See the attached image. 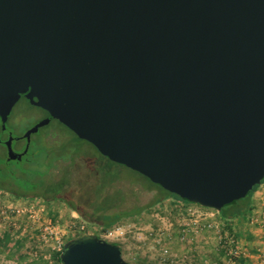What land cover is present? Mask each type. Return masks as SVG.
Wrapping results in <instances>:
<instances>
[{
	"label": "water",
	"instance_id": "water-1",
	"mask_svg": "<svg viewBox=\"0 0 264 264\" xmlns=\"http://www.w3.org/2000/svg\"><path fill=\"white\" fill-rule=\"evenodd\" d=\"M22 97L111 161L221 211L264 180V0H0V120ZM6 142L8 159H21ZM62 264H131L95 233Z\"/></svg>",
	"mask_w": 264,
	"mask_h": 264
},
{
	"label": "rangeland",
	"instance_id": "rangeland-1",
	"mask_svg": "<svg viewBox=\"0 0 264 264\" xmlns=\"http://www.w3.org/2000/svg\"><path fill=\"white\" fill-rule=\"evenodd\" d=\"M43 116L39 108L25 100L17 102L10 111L5 131L0 122V138L7 136L8 132L15 136L25 134ZM32 140L35 157L10 167L19 168L23 174L32 176L40 165L48 169L47 153L64 158L74 153L72 162H61L54 170L56 178L64 181L62 196L69 197L68 200L87 220L81 223L78 211L72 210L63 201L56 204L58 217L53 220L44 201L20 199L12 191L0 188V234L8 227L13 231L23 229L25 248L29 250L26 261L43 257L50 264H57L52 252L59 250L60 241L64 245L76 233H94L103 216L114 213L126 217L128 222L111 229L102 238L120 245L123 258L131 264H228L234 261L253 264L255 243L259 242L260 248L264 249L262 231L257 224L252 225L249 218L252 214L260 216L264 213V180L242 201L247 202L252 197L254 208L247 217L249 220L242 218L240 224H233V221L225 222L220 212L218 214L214 209L197 205L177 209L172 206L174 201L171 197L157 202L159 197L168 195L166 190L156 186L150 188L153 185L146 177L113 164L92 144L79 143L81 148L73 151L71 141L75 140V135L57 120L39 128ZM2 150L0 146L1 153ZM90 161L100 163L112 172L101 170ZM0 163L5 164L3 155ZM11 179L17 184L22 182L15 177ZM8 181H2L3 186L17 189L14 182ZM80 224L85 226L84 230L78 227ZM47 226H55L54 233L46 230ZM233 230L241 231L235 242L230 236ZM233 248L239 250L240 257L233 253ZM0 264H17V261L9 259L3 252L0 253Z\"/></svg>",
	"mask_w": 264,
	"mask_h": 264
},
{
	"label": "trees",
	"instance_id": "trees-1",
	"mask_svg": "<svg viewBox=\"0 0 264 264\" xmlns=\"http://www.w3.org/2000/svg\"><path fill=\"white\" fill-rule=\"evenodd\" d=\"M0 122H1V120H0ZM1 126H2V124H1ZM71 132L75 135V140L71 141V145H72L71 147H73V151L79 150L81 148L80 144L82 142L89 143L85 140L78 138V136L73 131H71ZM89 144H91V143H89ZM93 147L98 151V149L95 146H93ZM29 156L35 157V154L32 152ZM73 156H74V153L71 154L68 158H64L61 155H57V156L53 157L49 153H47L46 162H47V164H49L48 169H46L40 165L39 169L32 176H27L26 174H23L20 171L21 169H19V168L10 167L9 170L11 173L6 174V178L15 177L18 179V181L21 179L22 182H20V184H17L15 181L12 180L18 186L17 189H15V190L7 188L6 186H3V184L0 187L2 189H7V190L12 191L15 194V196L17 198H20V199L29 200V201L40 199V200L44 201L48 205V212L52 216L53 220H56V218L58 217L57 210L55 209L56 204L58 202L63 201L67 205H69L72 210L78 211V213L81 216L80 222L82 223L83 221H86L87 218L74 205V203L72 201L68 200L69 197H67L66 195L62 196V190L64 188V186H63L64 181L61 178H60V180L56 178L57 172L54 170L59 166V163H61V162H67L69 160L72 162L74 160ZM105 158H107V157L105 156ZM107 159H109V158H107ZM111 162L113 164H118V163H115L113 161H111ZM90 163L93 166H96L101 170H104L107 172L108 171L112 172L110 169L103 167L100 163H95L92 161H90ZM18 164H23V163H18ZM119 165H121V164H119ZM121 166H124V165H121ZM124 167H126V166H124ZM134 172H136V171H134ZM150 182L153 185L150 188H153L156 186L155 188L159 187V188L163 189L160 185L155 184L152 181H150ZM166 192L168 193L167 196L159 197L156 201L160 202L166 197H171V198H173V201H174V203H173L174 205L172 204V206L177 208V209H178V207H180V208L184 207L186 209L189 206H194V205L200 206L198 204L190 202L187 199L181 198L177 194H173L171 192H168L167 190H166ZM251 192L248 195L252 194ZM251 199H252V197L247 202H242V201H244L243 199L236 201L231 205L225 206L221 211H217V213L220 212V214L219 213L218 214L223 218V220L225 222L231 223L233 221V224H235L236 222H238V224H240L241 221H243L241 218L244 217L246 214L251 213L252 209L254 208V206L252 205ZM152 206H153V204L151 206H148V208H151ZM200 207H202V206H200ZM232 207H234V208H232ZM202 208L208 209L205 207H202ZM127 222H128L127 218L122 216L119 213L104 215L103 219H102V223L100 225H98V228L96 229V231H94V233L97 234L99 237H102L103 234H106L111 229H113L117 226L123 225ZM228 223H227V227L230 228L231 226ZM79 226H81V224L78 225V227ZM88 233H93V232L92 231L87 232V233L79 232V233H76V235L73 237L81 236L83 234H88ZM240 233H241V231L233 230L232 232H230L231 239H234V242L237 241L238 238L240 237ZM69 239H71V238H69ZM25 241H26V238L23 236V229H18L16 231H13L8 227L7 229H4L3 232L0 234V253L6 252L7 257L9 259L16 260L17 264H50L49 260L45 259L43 257L38 258V259H32L30 261H26V258L28 257V251L29 250L27 248H25ZM63 250H64V245L62 246L61 250L52 252V257L54 258V260L57 264H62L61 253L63 252Z\"/></svg>",
	"mask_w": 264,
	"mask_h": 264
},
{
	"label": "flooded vegetation",
	"instance_id": "flooded-vegetation-1",
	"mask_svg": "<svg viewBox=\"0 0 264 264\" xmlns=\"http://www.w3.org/2000/svg\"><path fill=\"white\" fill-rule=\"evenodd\" d=\"M21 100H25L27 103H29V101L25 97H22L19 101H21ZM30 105L35 107V108H39L43 112L44 116L39 120V122L44 120V119H46L49 116L48 111H46V110H44V109H42L40 107L34 106L32 104H30ZM52 121H54V120H52ZM39 122H37V123H39ZM48 125H46V126H48ZM2 129H3V127H2ZM33 134L31 135L30 142H28L27 138L25 137V134H22V135H19V136H15L11 132H8L7 136L0 138V146H2V149H3L2 153L0 152V159H1V156L3 155L4 161H5V164H3V165L0 163V186L2 185V181L5 183L6 179H9V181H8L9 183L13 182L11 177L6 178V174L11 173L9 168H8V167H10V165L18 164V163H24L25 161H29V157L31 158V156H29V155L32 153V149H33V140H32ZM11 136L13 137L12 148H13L14 152H16L18 155H22L21 159H18V158L14 159V160H9L8 159V147L6 145V142L9 140V138ZM51 136H53V134ZM48 137H50V135ZM48 137H46L45 140H47ZM17 142H21V143L18 144Z\"/></svg>",
	"mask_w": 264,
	"mask_h": 264
},
{
	"label": "built area",
	"instance_id": "built-area-1",
	"mask_svg": "<svg viewBox=\"0 0 264 264\" xmlns=\"http://www.w3.org/2000/svg\"><path fill=\"white\" fill-rule=\"evenodd\" d=\"M250 220H251V224L252 225H255V224H257L258 226H259V228L261 229V231H262V235H263V237H264V213H263V215H260V216H255V215H251L250 216ZM79 228L80 229H82V230H84L85 229V226L84 225H82V226H79ZM54 229H55V226L53 227V226H47L46 227V230H50L51 231V233H54ZM233 242H234V239H233ZM59 250H61V248H62V246H63V243L60 241L59 242ZM233 253L236 255V256H238V257H240L239 256V250H234V248H233ZM228 264H238V263H236L235 261L234 262H230V263H228ZM256 264H264V250H259V253L257 254V256H256Z\"/></svg>",
	"mask_w": 264,
	"mask_h": 264
},
{
	"label": "crops",
	"instance_id": "crops-1",
	"mask_svg": "<svg viewBox=\"0 0 264 264\" xmlns=\"http://www.w3.org/2000/svg\"><path fill=\"white\" fill-rule=\"evenodd\" d=\"M248 215H249V213L246 214V215H245L244 217H242V218H245V219H246V218L248 217ZM242 218H241V219H242ZM249 218H250V217H249ZM249 218H247V219L249 220ZM241 219H240V220H241ZM258 243H259V242H256L255 245H254V252H255V255H254L255 257H254V259H255V260H254V262H251V263H253V264H256V256H257V254L259 253V250H262V249L260 248V245H259ZM263 250H264V249H263Z\"/></svg>",
	"mask_w": 264,
	"mask_h": 264
}]
</instances>
